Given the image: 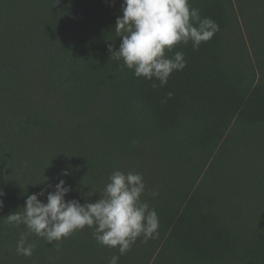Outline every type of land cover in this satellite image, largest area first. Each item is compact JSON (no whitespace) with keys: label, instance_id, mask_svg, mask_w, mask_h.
Wrapping results in <instances>:
<instances>
[{"label":"trees","instance_id":"16d2710c","mask_svg":"<svg viewBox=\"0 0 264 264\" xmlns=\"http://www.w3.org/2000/svg\"><path fill=\"white\" fill-rule=\"evenodd\" d=\"M239 1L190 0L219 30L166 51L186 67L161 87L111 56L123 0H0V264H108L118 249L88 227L30 234L18 255L28 230L6 216L59 180L94 203L117 170L143 176L159 219L118 264H264V0L245 45L229 31Z\"/></svg>","mask_w":264,"mask_h":264},{"label":"clouds","instance_id":"9594fccd","mask_svg":"<svg viewBox=\"0 0 264 264\" xmlns=\"http://www.w3.org/2000/svg\"><path fill=\"white\" fill-rule=\"evenodd\" d=\"M122 16H118L115 32L121 37L118 50L109 45L111 56L122 60L124 66L134 70L137 78L159 81L167 84L174 71L186 67L184 53L172 52L177 44L191 42L198 50L202 42L209 41L219 30L211 18H201L200 10L192 7L190 0H123ZM153 87H157L153 83ZM173 94L168 93L170 98ZM67 175V172L64 173ZM103 195L94 202L80 203L65 200L70 187L59 180L55 190L47 194V202L38 197L44 192L27 196L23 211H14L6 216V222L16 226L24 225L28 232L22 233L16 244V253L31 256L33 245L28 235L35 234L51 244L61 241L85 227L93 229V237L101 246L118 249L108 264H118L120 256L130 250L138 238L142 242L158 236L157 212L141 197L146 185L138 173L114 171L108 177ZM4 193L0 191V196ZM152 196L157 193L152 192ZM3 201L0 200V207Z\"/></svg>","mask_w":264,"mask_h":264},{"label":"rangeland","instance_id":"374dc122","mask_svg":"<svg viewBox=\"0 0 264 264\" xmlns=\"http://www.w3.org/2000/svg\"><path fill=\"white\" fill-rule=\"evenodd\" d=\"M252 2L251 0H240L239 6L240 10L238 15L234 17L233 23L230 26L229 31L231 32V36L233 41L238 43L239 45H245L249 42L251 37L252 26L254 24V17L252 18V10H251ZM38 89L35 88L31 90V93L34 98L40 101V96L38 94Z\"/></svg>","mask_w":264,"mask_h":264}]
</instances>
